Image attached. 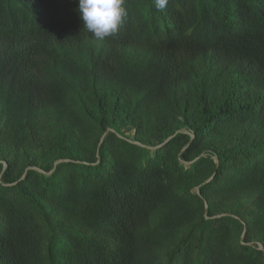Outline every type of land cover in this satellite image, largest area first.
Segmentation results:
<instances>
[{"label": "trees", "instance_id": "16d2710c", "mask_svg": "<svg viewBox=\"0 0 264 264\" xmlns=\"http://www.w3.org/2000/svg\"><path fill=\"white\" fill-rule=\"evenodd\" d=\"M122 7L0 0V264H264V0Z\"/></svg>", "mask_w": 264, "mask_h": 264}, {"label": "clouds", "instance_id": "9594fccd", "mask_svg": "<svg viewBox=\"0 0 264 264\" xmlns=\"http://www.w3.org/2000/svg\"><path fill=\"white\" fill-rule=\"evenodd\" d=\"M123 0H78L77 12L86 29L97 40L117 32L123 17Z\"/></svg>", "mask_w": 264, "mask_h": 264}, {"label": "rangeland", "instance_id": "374dc122", "mask_svg": "<svg viewBox=\"0 0 264 264\" xmlns=\"http://www.w3.org/2000/svg\"><path fill=\"white\" fill-rule=\"evenodd\" d=\"M127 134L132 135V131H127ZM7 154V150L3 149L2 151H0V159H3V155Z\"/></svg>", "mask_w": 264, "mask_h": 264}, {"label": "water", "instance_id": "95a60500", "mask_svg": "<svg viewBox=\"0 0 264 264\" xmlns=\"http://www.w3.org/2000/svg\"><path fill=\"white\" fill-rule=\"evenodd\" d=\"M167 142V140L166 141H164L162 144H165Z\"/></svg>", "mask_w": 264, "mask_h": 264}]
</instances>
